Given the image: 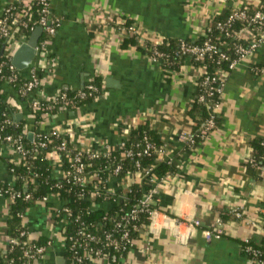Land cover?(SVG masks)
Instances as JSON below:
<instances>
[{
	"label": "crops",
	"instance_id": "obj_1",
	"mask_svg": "<svg viewBox=\"0 0 264 264\" xmlns=\"http://www.w3.org/2000/svg\"><path fill=\"white\" fill-rule=\"evenodd\" d=\"M13 1L0 0V17ZM261 1H50V15L59 27L47 40L45 58L31 62L36 69H50L41 73L43 92L79 89L86 79L99 76L102 93L75 110L62 109L35 123L28 97L20 98L13 86L2 85L1 91L25 122L26 137L57 130L70 146L100 150L116 147L131 129L149 121L166 146L165 156L176 166L156 186L161 213L156 228L146 226L124 255L103 257L100 264H253L242 244L250 238L264 246V178L247 167L246 158L252 152L250 141L264 137V77L255 69L264 65V42L228 71L216 109L217 125L197 146L186 149L177 139L192 127L188 109L200 69L185 60L179 70H167L136 46L121 48L124 35L110 25L108 17L132 18L139 30L136 45L141 47L144 39L195 40L215 16ZM22 71L28 76L30 67ZM9 158L7 147L0 144V181L12 180ZM52 174L59 175L55 163ZM63 204L50 197L26 210L30 236L52 240L31 264H67L62 222L53 214ZM101 206L108 209L111 203ZM236 208L242 211L241 218L231 213ZM7 218L8 201L0 196V253L7 245ZM216 218L223 221V235L207 240L205 230ZM188 219L199 220V225L188 228Z\"/></svg>",
	"mask_w": 264,
	"mask_h": 264
},
{
	"label": "trees",
	"instance_id": "obj_2",
	"mask_svg": "<svg viewBox=\"0 0 264 264\" xmlns=\"http://www.w3.org/2000/svg\"><path fill=\"white\" fill-rule=\"evenodd\" d=\"M10 8L5 11L4 16L8 17L7 25L15 27L16 38L21 36H30L32 31L38 26V20L42 15L41 9L42 4L39 0H31L30 5L25 9L24 13L17 19V23H12V18L17 10H21V2L16 0L14 3L8 5ZM253 5H247L248 12H253ZM233 8L228 9L224 13L215 16L211 23V32L209 33L211 39L221 45L224 39L219 40L216 37L219 35L220 31L216 28V23L219 21H224L228 15L232 12ZM112 21L110 25L113 26L117 31L123 33V38L120 43L121 48H126L130 46H136L138 49L142 50L148 56H152V48L154 47L153 42L149 39H144L143 45L141 47L136 45L138 34L135 33L132 27L135 25V21L126 16H112ZM35 23L33 26L32 23ZM27 24L26 26L24 25ZM243 26L240 20H236L232 27L233 29H239ZM59 26H56V30ZM40 38H45V33L43 32ZM206 39V35L203 33L195 40L183 39L186 42H191L194 44H200ZM181 39L175 38H162L158 44L155 45L156 51L160 54V66L167 70L176 71L179 70L180 66L185 60L191 62L194 67L204 70V73L200 75L197 80L194 96L190 102L188 109V116L192 121V127L190 130V136L193 139L195 146L205 138L201 135L200 131L204 128L207 120L213 115V120L215 125L218 122V114L216 111L211 110L212 106L216 102H220L221 96L214 92L212 95H208L210 87H216V82H210L208 84H203V80L206 76L210 78L215 76L216 78L224 71H229V63L234 57L232 50L225 51L228 55V59L221 60L217 62L218 57L216 53H209L204 55L201 59H195V57H188L185 54L177 53L179 50V44ZM11 43L7 41V37L0 36V63L2 62L0 70V114L4 113L3 118L13 119L12 109L13 106L7 100V95L1 91L3 79L12 74L9 69L10 64V54L9 48ZM259 67V66H258ZM18 73L16 81L12 82L10 85L14 87L16 91H20L25 82V74L22 70H16ZM88 85H93L97 87L96 91H92L90 95H86L83 99L74 98L72 105H68L69 110H75L76 108L90 103L98 98L102 93V80L99 76H95L86 79L84 85L79 88L81 91L90 92ZM78 89L71 90L69 88L61 89L65 92L68 97H74ZM204 96L203 100H199L200 96ZM33 96H36L33 93ZM20 98H26L25 96H19ZM46 103L43 102L39 104L37 108H30L33 115L35 123L43 122L46 116H53L57 114L58 108L61 103H56L53 109L48 110ZM51 104H53L51 102ZM207 105L210 108H207ZM24 121H17L12 127H8V131L17 134L23 133ZM38 134V133H37ZM35 134L32 140H29L24 134L25 144L32 149V155L25 157L23 163L19 165H14L12 159L7 161V170L9 174L14 176L12 182L0 181V190L4 193L8 201V218L6 221V231L8 237H18L21 230H28V227L24 225V220L21 217L25 214L26 210L30 208L34 203L39 202L44 196L52 193H56L59 200H65V205L72 211L73 221L65 222L61 224V235L63 238L73 234L79 227L80 221H84L88 224H97V234L103 235L104 232L111 231L114 226V220L108 219L110 214L119 208L123 207L127 209L129 206L133 205L143 194L145 190H148L149 185L145 184V180L139 181V177L136 174L134 181L129 186V191L125 192L126 199L121 200L122 202L111 208L110 211H104L102 209H91L90 208V186L84 187V195L79 196L78 190L81 188L78 185H74L69 179L58 180L52 174L53 165L47 154L55 147L62 143V137L56 134H49V136ZM264 141V137L254 138L250 141V147L252 149L251 155L258 157L261 152L264 151V146L261 144ZM40 142H44L45 146L39 145ZM152 145L155 147H160L164 145V142L159 137L158 131L151 125L149 121H146L139 126L130 130L128 136L124 139V146L117 145L114 150H112L108 155L99 156L96 158H88L86 153L82 155V162L88 164L86 167V172L96 171L101 175L102 181L105 182L110 172L115 168V166L120 165L121 169L118 173V178H123L128 172H142L146 167H153L152 174L157 178H163L169 174L176 171V166L172 161L165 159L163 155H159L158 152L149 150L148 153H143L146 145ZM194 146V147H195ZM186 149H188L185 146ZM130 150L131 155L126 156V151ZM74 150H71L70 145L66 147V150L60 151V159L62 167L69 165L73 161ZM247 167L255 171L257 170L254 166L246 163ZM11 169H13L11 171ZM261 178H264L261 177ZM8 191L5 192L4 190ZM19 193V196L12 197L13 193ZM120 191H116L112 196H116ZM25 195H29V198H25ZM111 196V197H112ZM99 198L95 199V202H100ZM157 207V206H156ZM62 213L56 217V220L61 221ZM79 217L78 221H74L75 218ZM106 217V219L104 218ZM118 220V219H116ZM148 220L145 216L139 215V218L132 221L128 225L129 235L133 238L139 236L147 226ZM29 231V230H28ZM114 235H118L115 232ZM32 244L34 245H48L52 240L49 238L37 237L32 239ZM253 244V242H252ZM255 244V243H254ZM244 243L242 244L243 247ZM258 247L264 250V246L258 245ZM127 250H111L108 257L117 258L124 255ZM65 257L67 264H69L70 255L65 250ZM38 258V255L34 257L25 256L22 253L21 247L19 245L8 247L5 253H0V264H31L34 260Z\"/></svg>",
	"mask_w": 264,
	"mask_h": 264
},
{
	"label": "built area",
	"instance_id": "obj_3",
	"mask_svg": "<svg viewBox=\"0 0 264 264\" xmlns=\"http://www.w3.org/2000/svg\"><path fill=\"white\" fill-rule=\"evenodd\" d=\"M15 1L16 0L11 2L10 4L14 3ZM19 1L21 2L22 7L20 8L21 10H17L15 15L13 16L11 20L13 24L17 23V19L21 17L25 9L31 3V0ZM50 1L51 0H39V2L42 4V15L38 20L37 27H42V33H45V38L38 39L34 47V60L35 58H38L40 60H43L45 58L44 56L47 40L56 32V26H59V22L50 15ZM7 6L4 8L0 17V36L2 35L7 37V41L11 43V47L8 46L7 48H9V53H11L10 57L12 58L14 49L16 50L20 44L25 43L29 39V36L24 35L19 38H16L14 36L15 27L7 25L8 17L4 16L5 11H8V9L10 8V6ZM246 6L247 5H242L233 8L232 12L224 21H219L216 23V28L220 31L219 35L216 38L219 40L224 39L221 45H217V43L211 39L209 35V33L211 32V23H209L202 32L204 35H206V39L202 43L194 44L181 39L179 50L177 53L185 54L188 59L191 56L195 57V59H201L206 54L216 53L218 57L217 62L219 63L221 60L228 59V55L225 51L232 50L234 53V57L230 61L228 66L230 71L241 60L252 54L264 42V0L256 5H253L252 7L254 9L251 13L248 12V7ZM236 20H240L243 23V26L239 29L231 28L232 24ZM108 21H112V19L108 17ZM24 25L26 26L27 24L24 23ZM32 25L34 26L35 23L33 22ZM132 29L135 33L138 34L139 30L136 25H134ZM160 40L161 39H154V41H152L154 45V47L152 48L153 54L152 56H149L152 60L159 62V64L160 54L156 51L155 45L158 44ZM11 58L9 69L10 71H12V74L3 79V85H10L12 82L16 81L18 76V73L16 72V70L18 69H16L14 65H12ZM1 66L2 62L0 63V70ZM28 67H30V74L28 76L25 75L24 86L20 91H17V93L18 96L28 97L29 111L30 108H37L39 104L43 102H48L46 103L48 110L53 109L55 107V104L58 102L61 103V106L58 108V112L62 109L69 110L67 106L72 105L74 98L78 97L83 99L87 94L90 95L92 91L94 92L97 90L96 86L88 85V89L90 92H85L78 89L74 97H68L65 92L61 91V89L55 91L52 94H45L42 89L45 79L43 76H41V73L46 74L50 69L46 67L39 70L38 68L36 69L32 64ZM255 69L260 76L264 77V65L259 67L257 66L255 67ZM204 70L203 68L200 69L201 74L204 73ZM227 73L228 71L222 72L218 78H216L215 76H212L211 78L209 76H206L204 78L203 84H208L210 82L217 83L216 87H210L207 93L208 95H212L214 92L218 93L220 96L222 95ZM33 93L36 96H33ZM203 99V95L199 97V100ZM51 102L53 104H51ZM219 103L220 102H216L212 106L211 110L216 111ZM207 108H210V106L207 105ZM12 113L13 119L3 118L4 113L0 114V144L7 147V150L9 151V157L10 159H12L14 165H19L23 163V159L25 157L32 155V149L29 148L24 142V134L26 135L25 124L23 133H17L15 135L8 131L7 128L14 126L17 122L15 120L16 112L14 109H12ZM49 117L51 116H46L45 120H47V118ZM215 126L216 125L214 123L212 115L207 120L204 128L201 129V135H204L206 137V135L210 131H212ZM42 134L45 136H49V134H56L57 136H61V134L57 130H51L46 133H38L37 135L40 136ZM124 139L120 141L118 145L124 146ZM177 140L180 141L183 146H186L188 149H193L195 146L193 139L190 136V131L181 132L178 135ZM261 144L264 146V141H262ZM39 145L44 147L45 143L40 142ZM67 145L69 146L68 142L62 138V143L59 146L53 148L47 154V157L52 162V165H54L55 163L58 168L59 175L55 176L56 179L62 180L66 178L69 179L67 181H71L74 185H78L79 187H81L78 190L79 196L84 195L83 193L85 192L83 189L85 186L91 187V189L89 190L91 209H102V204L111 203V206L108 209H102L104 211H110L111 208L122 202L121 200L126 199L124 194L125 192L129 191V186L131 184L127 183V181L130 178L134 180L136 174L139 177L140 182L143 179L145 180L144 183L149 185L148 190H145L142 196L133 205L129 206L127 209L119 207L113 212V214H110L108 216V219L114 220V226L111 231L104 232L102 237L101 235L97 234V224H88L84 221H80L77 230L73 234L67 236L66 238H63L64 250H66L70 255L69 264H100V260L103 257L109 256L111 250H130L133 247L135 238L129 235L128 225L132 221L138 219L139 215H143L147 218L148 227L156 228V218L159 214H161L159 209L156 207V186L162 180V178H157L156 176H154L152 174L153 167L149 166L143 169L142 172H128L123 178L120 179L118 178V173L121 169V166L117 165L110 172L105 182H103L101 175L98 172L93 171L91 173L85 171L86 167H88L89 165L82 162V155L83 153H86L88 158L105 156L108 155L116 147L113 148L104 146L100 150H85L70 146L71 150L75 151L73 155V161L69 165L62 167L59 152L66 150ZM151 149L158 152L160 156L163 155L164 157H166L165 144L160 147H155L147 144L146 148L143 150V153L146 154ZM127 155H131L130 150L126 151V156ZM165 159L168 161H172L169 157H166ZM246 163H249L256 168L259 177L264 176V151L261 152L258 157H254L252 155L248 156L246 158ZM12 170L13 169H11V171ZM10 176L12 177V180L9 182H12L14 176H12L11 174ZM4 191L7 192L8 190L5 189ZM116 191H120L119 194L116 196H112ZM19 195L20 194L18 192L13 193L12 197ZM0 196L5 197L4 193H2L1 190ZM50 197L58 199L57 194L52 193L44 196L39 202L46 203ZM25 198H29V195H25ZM96 198H99L101 201L96 203ZM62 201L64 202V204L54 209V217H58V215L62 213L63 217L61 219V222L70 223L71 221H73L72 211L65 205L66 201ZM231 213L235 217H242V211L237 208L231 210ZM21 217L24 220V214H22ZM104 218L106 219V217ZM78 220L79 217L75 218L74 221ZM186 222V225H188L187 227L190 229L194 226L199 225V220L197 219H188L186 220ZM23 223L25 225V220ZM247 223H253V221L248 220ZM115 232L118 233L117 236L114 235ZM223 232V221L220 218H216L214 221V225L211 228L205 230V238L207 240H210L212 238H220L223 235ZM19 236L22 237L23 240L20 241L18 237H8L7 245L2 252L5 253L9 246L12 247L19 245V247H21L22 249V253L25 256L34 257V255H38L39 258L46 251V248L51 245V243H48V245L32 244L31 241L33 238L30 236L28 230H21ZM243 243V251L249 261L253 264H264V250L260 249L258 245L254 243L252 244L250 238H245Z\"/></svg>",
	"mask_w": 264,
	"mask_h": 264
},
{
	"label": "water",
	"instance_id": "obj_4",
	"mask_svg": "<svg viewBox=\"0 0 264 264\" xmlns=\"http://www.w3.org/2000/svg\"><path fill=\"white\" fill-rule=\"evenodd\" d=\"M42 34V27H36L31 35L29 36V39L25 42L20 44L17 49L14 51L12 58H11V63L14 65V67L18 70H23L28 68L30 63L32 62L35 54L34 47L40 38ZM21 119V114H16L15 115V120L20 121ZM33 133L28 134V139L32 140L33 139Z\"/></svg>",
	"mask_w": 264,
	"mask_h": 264
},
{
	"label": "rangeland",
	"instance_id": "obj_5",
	"mask_svg": "<svg viewBox=\"0 0 264 264\" xmlns=\"http://www.w3.org/2000/svg\"><path fill=\"white\" fill-rule=\"evenodd\" d=\"M62 236V235H61ZM63 237V236H62Z\"/></svg>",
	"mask_w": 264,
	"mask_h": 264
}]
</instances>
